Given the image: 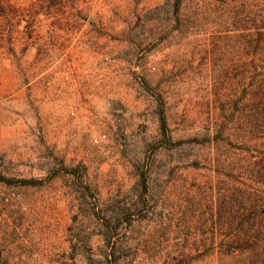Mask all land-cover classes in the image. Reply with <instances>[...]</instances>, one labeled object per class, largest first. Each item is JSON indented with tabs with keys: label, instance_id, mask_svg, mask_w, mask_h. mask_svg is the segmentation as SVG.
Returning <instances> with one entry per match:
<instances>
[{
	"label": "rangeland",
	"instance_id": "obj_1",
	"mask_svg": "<svg viewBox=\"0 0 264 264\" xmlns=\"http://www.w3.org/2000/svg\"><path fill=\"white\" fill-rule=\"evenodd\" d=\"M33 1L11 0L21 7ZM162 1L93 0L88 18L53 27L50 21L37 23L34 35L39 48L16 57L11 54L8 26L0 21V168L45 183L28 189L0 185V264H103L98 255L109 250L95 230L73 226L67 196L72 180L63 174L85 166L101 197L127 208L143 192L133 168L150 161L162 173L149 187L153 199L124 221L134 220L131 229L140 244L144 237L154 239L150 238L149 250L137 242L122 249L124 264H242L237 257L195 262L167 255L173 249L199 247L201 238L186 240L187 232L210 231L211 225L198 229L193 221L188 231L178 221L175 204L190 195L208 194L213 182L205 171L170 172L166 153L151 146L156 118L146 94L137 87L134 72L143 65L175 69L166 58L167 51L156 53L149 47H142L137 58L126 62L130 54L115 33L124 24L114 16L122 7L134 9ZM28 29L26 23L17 28L26 37ZM51 29L56 46L50 52ZM37 56V66L29 68ZM197 97L181 98L179 111L190 110L194 118H203L198 116ZM52 173L58 176L52 179ZM145 215L151 218L147 226L142 220L147 219ZM168 218L171 226L164 229ZM125 232V227L120 228L114 239L123 240ZM87 238L88 244L83 242Z\"/></svg>",
	"mask_w": 264,
	"mask_h": 264
},
{
	"label": "trees",
	"instance_id": "obj_2",
	"mask_svg": "<svg viewBox=\"0 0 264 264\" xmlns=\"http://www.w3.org/2000/svg\"><path fill=\"white\" fill-rule=\"evenodd\" d=\"M92 7L93 0H34L28 7L0 0V21L8 26L11 54L16 57L39 48L34 33L40 21L60 26L63 21L88 18ZM114 16L124 24L115 33L130 54L126 62L149 47L156 53L167 51L175 69L143 65L134 72L156 118L151 146L166 153L170 172L205 171L213 182L208 194L190 195L175 204L178 221L188 231L193 223L198 229L211 225L210 231L187 232L186 240L201 238L199 247L170 250L168 258L204 262L219 256L237 257L242 264L264 262V0H163L152 6L122 7ZM21 23L29 28L27 37L17 30ZM54 33L48 32L50 52L56 46ZM39 61L35 57L29 68ZM196 95L201 119L190 110L179 111L181 98ZM159 170L153 161L134 166L137 185L143 188L134 209L116 207L113 200L102 198L85 166L63 174L72 180L67 196L73 226L95 230L109 250L98 255L103 264H124L121 251L135 242L145 250L151 248L154 238L144 237L140 244L131 229L134 220H124L153 199L149 187L162 177ZM52 174V179L58 176ZM0 185L28 189L45 183L0 168ZM145 216L147 226L151 218ZM166 220L164 229L171 226ZM122 227L128 230L123 240L114 239ZM87 240L83 242L88 244Z\"/></svg>",
	"mask_w": 264,
	"mask_h": 264
}]
</instances>
